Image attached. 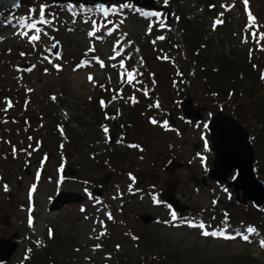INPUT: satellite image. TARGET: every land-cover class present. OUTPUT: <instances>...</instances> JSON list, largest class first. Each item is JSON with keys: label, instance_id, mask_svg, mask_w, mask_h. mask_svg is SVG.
I'll return each instance as SVG.
<instances>
[{"label": "rangeland", "instance_id": "obj_1", "mask_svg": "<svg viewBox=\"0 0 264 264\" xmlns=\"http://www.w3.org/2000/svg\"><path fill=\"white\" fill-rule=\"evenodd\" d=\"M155 4L161 12L112 1L105 16L82 4L28 0L0 13V238L18 243L0 264L48 252L67 264H106L117 249L137 263L156 251L160 264H264V207L237 201L232 186L207 175L216 154L207 122L220 110L176 26L178 15L186 16L192 34H206L226 55L252 43L260 58L264 0ZM42 5L49 23L37 25L33 41L35 29L26 24L40 19ZM152 12L159 17L145 15ZM57 40L62 50L54 57ZM28 62L36 66L24 71ZM190 96L205 108L203 121L183 115L180 101ZM237 119L252 135L255 156L262 155L257 170H264V130L255 140L260 125L248 115ZM168 188L186 210L162 199ZM60 190L84 201L50 211ZM141 213L154 222L144 224Z\"/></svg>", "mask_w": 264, "mask_h": 264}, {"label": "water", "instance_id": "obj_2", "mask_svg": "<svg viewBox=\"0 0 264 264\" xmlns=\"http://www.w3.org/2000/svg\"><path fill=\"white\" fill-rule=\"evenodd\" d=\"M28 0H0V13L17 10ZM53 4L63 3H83L87 6L106 8L112 1L120 0H50ZM131 1L139 8H147L155 11H162V7L155 4V0H125ZM170 18L169 15L167 16ZM51 54L59 57L61 54V44L57 40ZM36 66L33 62L25 63L22 66L24 71H28ZM194 98L190 96L180 101L183 115L188 120L203 121L205 108L194 107ZM207 126L210 131L211 141L216 151L213 168L207 173L209 179L217 184L225 182L232 186L236 194V200L246 204L251 202L255 208L264 206V180L259 175L255 166L256 156L252 144V135L248 129L230 114L220 111L211 116ZM174 166L180 168L183 166L180 162H173ZM28 172V171H27ZM235 172V174H234ZM232 176V178H230ZM206 184V177L203 178ZM162 199L171 205L177 212L186 210L178 199L172 194L171 188L162 193ZM84 195L79 192H67L60 190L52 200L49 210L56 211L66 204L82 203ZM139 218L144 224L154 222L155 217L149 213L139 214ZM18 247V243L13 239L0 238V260L7 261Z\"/></svg>", "mask_w": 264, "mask_h": 264}, {"label": "trees", "instance_id": "obj_3", "mask_svg": "<svg viewBox=\"0 0 264 264\" xmlns=\"http://www.w3.org/2000/svg\"><path fill=\"white\" fill-rule=\"evenodd\" d=\"M176 26L188 52V60L194 63L196 71L206 78L204 86L208 87V96L213 100L214 106L243 121L246 115L250 116L260 125V128L255 130L256 140L261 136L259 133L264 130V56L257 57V52L252 49V43L248 48L233 46L232 52L226 55L223 48L215 44L206 34L198 36L192 34V21L186 16L178 15ZM146 61L149 62L147 58ZM211 79H214V82ZM96 114L95 119L102 121L105 119L104 113ZM132 118L129 116L128 123L135 125ZM117 127L119 128V125ZM260 157L262 155L257 152L256 163L260 161ZM258 172L260 176H264V170ZM109 255L112 260L106 264H160L161 260V254L156 251L151 252L146 258L147 261L138 263L128 259L118 249L110 252ZM22 264L67 263L56 259L55 253L48 252L43 255L27 253Z\"/></svg>", "mask_w": 264, "mask_h": 264}, {"label": "snow or ice", "instance_id": "obj_4", "mask_svg": "<svg viewBox=\"0 0 264 264\" xmlns=\"http://www.w3.org/2000/svg\"><path fill=\"white\" fill-rule=\"evenodd\" d=\"M18 2H19V0H17V3H18ZM165 2H167V0H165ZM244 3H245V5H247L248 0H244ZM44 7H45V6L42 5L41 8H40V11H39L40 19H39V20H33L31 23H27V24H26L27 27H29V28H31V29H35V34L29 37V38H30L31 40H33V41H35V40H39V38H40V31H41V30H40L39 27H37V25H38V24L49 23V21H47V20L44 19ZM98 10L101 11V12H103L105 16L108 15V10H105L103 7L99 8ZM113 10H114V9H113ZM145 15H151V16H157V17H159V13H155V12H152V13H146ZM216 23H222V21H219V20H218V21H216ZM254 23H255V18L251 15V13H249V27H251ZM214 26H215V25H214ZM160 27L163 28V27H165V25H164L163 23H161ZM92 34H93V33H90V35H92ZM252 36H253V38H255V37L257 36V33L253 32V33H252ZM260 36H261V38H264V33H261ZM160 39H163V37H160ZM53 47H55V45H53ZM116 55H119V52H117ZM113 58H114V57H113ZM101 66L103 67V64H102V63H101ZM121 66H123V62H121ZM57 67H59V66H57ZM29 70H30V69H29ZM127 75H128V82L131 83V82L135 79L134 71H133V72H129V73H127ZM89 79L91 80L92 77L90 76ZM101 103L103 104V101H101ZM11 106H12L11 101H9V102H8V107H11ZM157 106H159V105H157ZM152 123L155 124V123H157V121L153 120ZM166 126H167V122L165 121V127H166ZM104 131H105V133H107L108 129L105 127V128H104ZM137 147H138V146H137ZM5 190H7V187H6V186H5ZM32 190H33V191L35 190V185L32 186ZM172 219H173V220H176V219H177L175 212L172 213ZM189 223H190V222H189ZM29 224H30V225L32 224V220H31V218L29 219ZM191 226H194V227H195V226H197V225H191ZM198 227L203 228L204 225H203V224H200V225H198ZM247 231H248L249 233H251V232H254L255 229L249 227V228H247ZM220 234L223 235V233H220ZM202 235H204V236H208V235H213V236H215V235H217V233H216V232L209 233V232H207V231H204V232H202ZM229 238H230V237H229ZM248 238H249V237H248L247 235H244V236H243V239H245V240H248ZM261 245L264 246V241H261Z\"/></svg>", "mask_w": 264, "mask_h": 264}, {"label": "bare ground", "instance_id": "obj_5", "mask_svg": "<svg viewBox=\"0 0 264 264\" xmlns=\"http://www.w3.org/2000/svg\"><path fill=\"white\" fill-rule=\"evenodd\" d=\"M51 214H54V213H51Z\"/></svg>", "mask_w": 264, "mask_h": 264}]
</instances>
